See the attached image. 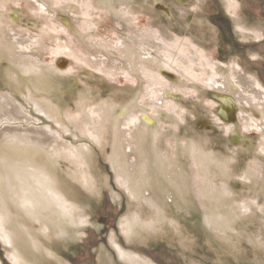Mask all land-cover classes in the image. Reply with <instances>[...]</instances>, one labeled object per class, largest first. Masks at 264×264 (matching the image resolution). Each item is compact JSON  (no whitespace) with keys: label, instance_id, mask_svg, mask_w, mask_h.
<instances>
[{"label":"rangeland","instance_id":"374dc122","mask_svg":"<svg viewBox=\"0 0 264 264\" xmlns=\"http://www.w3.org/2000/svg\"><path fill=\"white\" fill-rule=\"evenodd\" d=\"M238 1V16L234 20L223 0L175 3L172 0H50L54 16L35 8L27 0H0V13L5 16L4 21L0 18L2 37L12 32L34 36L42 65L58 64L59 81L51 85L56 89H44L40 93L42 96L34 95L48 99L55 111L58 108L61 121L56 123L37 113L32 104L23 99L22 95L27 96L32 88L26 82L27 74L1 56L0 92L21 100L26 110L37 113V117L44 119V124H49L59 137L75 146L86 147L92 156L83 164L77 157L67 155L65 149L58 158L59 178L76 197L73 201L81 208L85 207L86 213L81 215L75 235L46 240L48 247L58 252L62 264H264V194L253 190L251 182L244 178L245 171L256 160L255 156L264 158L262 134L253 125L245 126L237 116L238 119L232 122L235 134L227 130L219 122L216 100L206 82L211 69L203 65L200 69L190 68L186 61L177 57L167 69L178 79L169 81L168 87L177 90L180 97L160 104L161 88L152 79L158 71L157 64L141 59L139 43L132 41L133 32L149 26L153 31L164 33L162 40L150 38V49L170 52L167 49L171 43L173 48H178L185 39L201 50L206 65L214 62L224 69L236 59L264 88V0ZM106 2H112V6L105 5ZM65 5L71 6L70 10ZM10 9L19 15L15 23L7 20ZM164 9L169 10L170 15ZM55 13L74 16L69 20L71 27L64 25ZM255 28L262 30L260 37L252 33ZM121 40L133 47L130 56L135 69L129 70L128 74L114 68L115 62L127 52L120 45ZM93 54H104L103 64L93 60ZM59 62L64 63L59 66ZM16 81L21 85H16ZM33 90L36 92V88ZM94 104H107L115 112L109 119L102 120L94 111ZM131 105H137L135 113L145 109L153 115L152 111L163 109L153 128L154 140L150 146L166 167L186 171L189 178L191 204L187 212L173 211L170 198L164 199L167 209L181 224L180 235H187L188 239L181 238L182 244L175 234L165 231L168 222L161 225L163 234L157 232L159 224H155L154 209L142 200L131 198L119 182L122 179L109 164L113 117L116 111ZM85 109L93 112V130L81 120ZM102 126L101 135L95 130ZM222 165L227 167L229 178L222 176ZM224 183L230 196L222 204L220 199L206 192L205 185L219 188ZM261 184L264 187V180ZM227 209L235 212L237 221L223 230L216 219ZM135 213L142 218L140 225H134L138 231L127 234L123 222L127 218L135 222L132 220ZM149 224L156 226L153 231ZM117 248L139 255L145 262L123 260L117 254ZM8 250L0 238V264H13ZM34 259L41 260L37 256ZM42 260L43 264H58L51 256H44Z\"/></svg>","mask_w":264,"mask_h":264},{"label":"bare ground","instance_id":"6f19581e","mask_svg":"<svg viewBox=\"0 0 264 264\" xmlns=\"http://www.w3.org/2000/svg\"><path fill=\"white\" fill-rule=\"evenodd\" d=\"M27 1L31 5H34L35 8L44 10L47 15L54 16V9L50 0ZM172 1L175 3V1L183 2L185 0ZM223 2L226 5L225 7H227L228 13L235 20L238 16L239 1L223 0ZM111 3L106 2L105 5L112 6ZM65 6L70 10L71 6ZM9 12L7 20L11 23L17 22L19 20L17 11L15 12L10 9ZM164 12L170 15L169 10L164 9ZM3 14L0 13V18L4 21L5 16ZM55 15L63 20L62 23L64 25L68 28L71 27L69 21L71 17L70 13V16L68 14L57 13ZM241 28L237 27V30L240 29L239 31H241ZM72 29L74 28L72 27ZM152 29L146 26L142 30L133 32L132 41L134 40L139 43L137 44L139 45L138 52L141 59L145 62L151 61L157 64L159 72L157 71L153 74L152 79L161 88L159 95L160 104L163 105L165 101L169 103L173 102V98L180 97L177 90L173 87H168L169 81L178 79L174 73L167 69L168 64L173 61L174 57L186 61V65L190 68L195 67L200 69L203 65L212 71L211 76L206 79V82L211 86L210 92L216 100L219 122L226 126L227 130L235 134L232 122L235 121L237 116L243 120L245 126L253 125L257 128L262 134L264 141V88L260 85L259 80L254 75L247 73L236 59L224 69L217 67L214 62L206 65L201 50L195 49L192 43H189L185 39H182L183 41L178 48H173L171 43V46L169 45L167 49L170 52L164 51L159 53L155 48L150 49L151 37L162 40L161 38L164 36L163 31H153ZM208 29L210 30L211 27H208ZM261 31L255 28L252 33H254V36L260 37L262 35ZM5 37L6 39L3 40ZM0 39V56L8 60L19 71L25 72L27 74L26 82L32 87L31 89L29 87L30 93L27 96L22 95L23 99L27 103L32 104L37 113H42L48 119L59 123L61 116L57 111L58 108L55 111L53 109L54 106L47 101L48 99H40L34 95H41V91L44 89H56L55 87L51 88V85L59 81L58 64L52 66L42 65L40 51H38L36 44L37 40L34 36L12 32L7 35L4 34L2 37L0 30ZM119 43L126 48L127 52L121 60L118 58L119 61L117 63L114 61L115 65H113L115 66V70L127 72L128 74L129 70L135 69L132 56H130L131 48L133 47L124 40H121ZM153 43L151 44L153 45ZM104 57V54L92 55L93 60L99 63V65L103 64L102 58ZM61 63L59 62V66H62L64 62ZM16 82V85H21L20 82ZM35 88L36 92H33ZM94 105V111L102 117V120L109 119L113 116V112H115V109L113 110L107 104ZM137 108V105H131L121 110L118 108L119 111H116L117 114L114 115V120L112 119L113 139L108 153L109 164L114 173L122 179L119 182L122 183V186L127 190L130 197L142 200L146 205L154 209L155 224H159L157 232L161 234L164 231L161 225L168 222L169 225L165 231L167 230L168 233L172 232V234H175L180 240L179 243L182 244L181 238L186 240L188 239L187 235L185 237L180 235L181 224L177 217H174V213L172 215L171 211L167 209L164 199L170 198L169 202L173 207V211L187 212L191 204L188 197L191 191L189 178L185 173L186 171L166 167L163 163L164 161L158 159V155L153 152L152 146H150L154 140L153 128L156 127L155 125L158 123L163 109L158 108V112L152 111L153 115H151L145 109L138 110L139 112L135 113L134 109ZM37 113L32 114L28 109L26 110L21 100L0 92V238L3 245L10 250L8 253L12 255L13 264H43L41 261H43L42 258L44 256H51L58 264H62L57 254L58 252L48 247L47 239H51V237L65 239L70 235H75L76 228L79 227L77 223L81 222V215H85L86 213L84 211L85 207L81 208L77 204L78 202L73 201L76 197L72 196L70 189L63 182L64 180L62 179V181L59 178L57 172L58 158L59 155H62L61 151L65 149L67 155L77 157V160L83 164L89 162L92 156L86 147L75 146L59 137L55 133L56 131L54 132V129L49 127V124H44L46 123L44 119L37 117ZM92 116L93 112L85 109L82 112L81 120L86 123V127L88 126L93 130L95 127H92L95 123ZM74 122L76 124V120ZM108 123L110 124V122ZM103 126L98 127V129L96 128L97 130L95 131L102 135ZM234 134L232 136H235ZM95 141L97 142V140ZM255 157L256 160L245 171L244 178L251 182L253 190L257 191L258 194H264V187L261 184V181L264 180V158L262 155H256ZM220 169L222 176L229 178L227 167L222 165ZM86 180L90 182V179ZM209 185H205L206 192L211 197L220 199L223 204L225 202L224 199L229 195L228 187L225 186V183L224 185H220L219 188H212ZM242 188L245 189V187ZM132 220L135 222L129 218L123 222L126 233L131 235L138 231L134 225L135 223L140 225L142 218L135 213V218L133 217ZM235 221H237L235 212L228 209L216 219V223L223 230L230 227ZM148 227L150 231H153L156 226L149 224ZM117 252L120 258L128 262L144 261L139 255H133L118 248ZM34 256L40 257L41 260L34 259ZM54 260H51V262ZM46 261L50 263V260Z\"/></svg>","mask_w":264,"mask_h":264}]
</instances>
